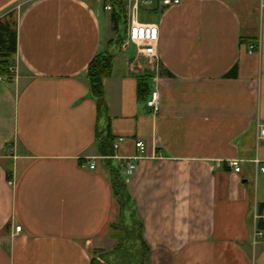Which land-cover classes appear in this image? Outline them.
Masks as SVG:
<instances>
[{
	"label": "crops",
	"instance_id": "obj_1",
	"mask_svg": "<svg viewBox=\"0 0 264 264\" xmlns=\"http://www.w3.org/2000/svg\"><path fill=\"white\" fill-rule=\"evenodd\" d=\"M123 1L158 28L152 59L122 44L102 83L110 135L123 138L113 163H135L124 179L146 264H264V235L254 236L264 209L261 1ZM105 3L0 0V17L14 13L18 68L14 80L0 76V264H90L92 250L115 245L120 205L87 78L92 58L113 51ZM251 42L260 48L248 52ZM152 88L157 115L145 105Z\"/></svg>",
	"mask_w": 264,
	"mask_h": 264
},
{
	"label": "trees",
	"instance_id": "obj_2",
	"mask_svg": "<svg viewBox=\"0 0 264 264\" xmlns=\"http://www.w3.org/2000/svg\"><path fill=\"white\" fill-rule=\"evenodd\" d=\"M111 4V24L114 33L110 40L113 51L99 53L92 58L87 68V78L94 97L97 101L98 115L102 118V122L96 133V142L99 155L103 157L104 165L110 175V182L114 196L120 205V216L118 222L113 223L112 227L121 234L116 235L115 245L109 249H94L90 257V264H110L109 260L102 261L97 253L102 255L108 253L113 254L114 251H123L115 255L117 259L126 260L128 264H146L148 247L142 236V223L136 217L132 206L131 198L128 194L125 179L121 174L119 164H114L112 157L114 149L112 147V139L109 132V123L106 113V105L103 97V80L110 74L113 55L120 48L124 37L126 36L127 20L125 16L126 2L123 0H110ZM13 11H8L3 17H0V76L8 77L11 75V58L17 49V31L16 21ZM140 86L145 90L148 88L146 81L140 80ZM142 88V89H143ZM143 89V90H144ZM147 96L149 91L145 93ZM146 96V98H147ZM264 208V205H260ZM258 227L264 229V223L259 220ZM115 235V234H114ZM129 242V243H128ZM139 243V253L134 254V244Z\"/></svg>",
	"mask_w": 264,
	"mask_h": 264
},
{
	"label": "built area",
	"instance_id": "obj_3",
	"mask_svg": "<svg viewBox=\"0 0 264 264\" xmlns=\"http://www.w3.org/2000/svg\"><path fill=\"white\" fill-rule=\"evenodd\" d=\"M104 9H111L110 0H105ZM138 0H135V2ZM149 1V0H140ZM182 0H161V4L164 6H171L180 3ZM261 1V7L264 8V0ZM133 12L131 13L130 22L126 30V39L124 45L133 44L135 46L138 55H142L146 59H152L156 55V44L158 41V28L152 23L139 22L135 18L136 3L133 5ZM260 48L259 42H251L248 44V52L257 51ZM4 78V77H2ZM146 110L151 115H157L160 112V93L157 88H152L145 100ZM259 139H264V125L260 126ZM123 140L122 137H118L112 142V147L114 150L117 149L119 142ZM135 146L140 152L144 150V144L141 140L135 142ZM258 162L259 160L256 159ZM229 165L231 168L238 172L240 170V164L238 158H232L229 160ZM120 171L123 177L131 175L135 168V163L129 158L120 164ZM88 167L93 169L95 167L94 162H90ZM260 169L264 171V163L260 166ZM258 219L264 223V209L258 214ZM16 231L20 230V226L15 227ZM264 235L261 228L257 227L254 230V236L260 238Z\"/></svg>",
	"mask_w": 264,
	"mask_h": 264
},
{
	"label": "rangeland",
	"instance_id": "obj_4",
	"mask_svg": "<svg viewBox=\"0 0 264 264\" xmlns=\"http://www.w3.org/2000/svg\"><path fill=\"white\" fill-rule=\"evenodd\" d=\"M101 4H102V2H101ZM19 7H17V9H18ZM142 9H143V7H141ZM101 9H102V11L103 12H105L107 15H110V12H111V9H104L103 7H102V5H101ZM130 14V11H129V8H128V6L126 5V12H125V16H126V20H127V25L126 26H128V22H129V19L131 18V16L129 15ZM106 15V16H107ZM139 15H140V19L142 18V17H144V19H151V16H150V14L149 13H147V12H145V11H141L140 13H139ZM108 18V17H107ZM109 19H107V21H108ZM105 25V23H102V36H103V39L104 40H106L107 38H105L106 36H107V34L104 36V34L105 33H107L108 32V30L110 31V29H111V23H110V28H109V26H104ZM126 30H127V27H126ZM111 34H112V30H111ZM110 34V35H111ZM113 36H114V33H113ZM125 39H126V36L124 37V40L122 41V43H121V45L123 44V43H125L124 41H125ZM103 41V40H102ZM120 45V46H121ZM131 45H133V44H131ZM134 46V45H133ZM135 47V46H134ZM135 49V48H134ZM136 50V49H135ZM11 60V75L10 76H8V77H4L6 80H14L13 78H15V76L18 74V68H17V62H16V59L15 60H13V62H12V59H10ZM120 235L121 233L119 232L118 233V231L117 230H115V235H114V237H117L116 235ZM116 241V240H115ZM129 243V242H128ZM114 247V246H113ZM112 247V248H113ZM133 249H134V254H136V253H139V243L138 242H135V244H134V247H133ZM123 251H121V250H119V251H114V253L113 254H108V253H106V254H104V255H102L101 253H97L98 254V257H100L101 258V260L102 261H106V260H109V262H111L110 264H128V263H126L127 261L124 259V260H122V259H117L116 257H115V255H118L119 257H120V254L122 253ZM92 255V254H91ZM126 261V262H125Z\"/></svg>",
	"mask_w": 264,
	"mask_h": 264
}]
</instances>
